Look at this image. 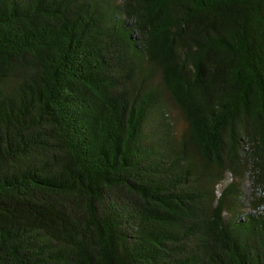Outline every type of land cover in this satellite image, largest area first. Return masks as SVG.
Here are the masks:
<instances>
[{"label":"trees","instance_id":"obj_1","mask_svg":"<svg viewBox=\"0 0 264 264\" xmlns=\"http://www.w3.org/2000/svg\"><path fill=\"white\" fill-rule=\"evenodd\" d=\"M262 205L264 0H0V264H264Z\"/></svg>","mask_w":264,"mask_h":264},{"label":"rangeland","instance_id":"obj_2","mask_svg":"<svg viewBox=\"0 0 264 264\" xmlns=\"http://www.w3.org/2000/svg\"><path fill=\"white\" fill-rule=\"evenodd\" d=\"M172 115L174 117V122L176 124V129L178 132H182L186 129L187 127V123L186 121L184 120V118L182 117L181 113L177 110V109H173L172 110ZM231 178V175H228V179L227 181H229ZM251 188H249V192H250Z\"/></svg>","mask_w":264,"mask_h":264},{"label":"clouds","instance_id":"obj_3","mask_svg":"<svg viewBox=\"0 0 264 264\" xmlns=\"http://www.w3.org/2000/svg\"><path fill=\"white\" fill-rule=\"evenodd\" d=\"M260 214H264V205L261 206V209L259 210Z\"/></svg>","mask_w":264,"mask_h":264}]
</instances>
